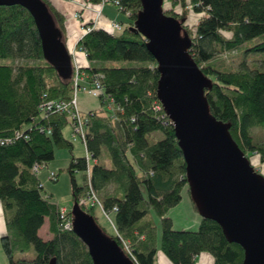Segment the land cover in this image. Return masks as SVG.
Listing matches in <instances>:
<instances>
[{
    "label": "trees",
    "instance_id": "trees-1",
    "mask_svg": "<svg viewBox=\"0 0 264 264\" xmlns=\"http://www.w3.org/2000/svg\"><path fill=\"white\" fill-rule=\"evenodd\" d=\"M44 1L67 45L65 16ZM114 2H119L118 12L126 17L119 21L123 30L112 33L93 28L78 42L90 64L84 69L89 75H105V95L99 99L103 109L83 115L88 120L86 150L94 165L87 158L72 157L73 201L87 199L90 180L105 210L117 208L115 227L129 242L132 256L117 236L105 234L135 264H160V253L169 264H196L204 253L213 258V264H243L244 249L230 243L217 222L202 218L197 231H178L166 217L188 187L186 163L165 111L154 109L160 73L145 37L133 30L141 0H110ZM170 4L166 14L182 22L192 40L190 54L210 81L205 96L212 116L230 126L231 137L249 160L257 156L263 165L264 137L253 130H264V61L261 68L243 64L241 70L231 71L220 69L218 59L222 53L238 51L264 37V0H171ZM181 6L194 16L178 12ZM88 27H94L93 22L84 26ZM243 53L264 57V40ZM0 62V141L5 142L0 144V202L6 225L3 252L9 264H49L53 259L57 264H93L86 244L66 228L73 222L71 211L66 221L61 219L58 205L43 192L33 172L36 164L48 166L57 149L73 150V143L63 134L68 115L43 107L70 101L73 81L62 79L45 61L34 19L21 6L0 7ZM113 62L133 64L107 66ZM106 99L121 106L117 119L106 108ZM157 132L163 138L153 142ZM77 173L83 174L81 183ZM81 208L94 217L96 208L86 204ZM153 215L161 219L160 240ZM46 220L49 240L39 235Z\"/></svg>",
    "mask_w": 264,
    "mask_h": 264
},
{
    "label": "water",
    "instance_id": "water-1",
    "mask_svg": "<svg viewBox=\"0 0 264 264\" xmlns=\"http://www.w3.org/2000/svg\"><path fill=\"white\" fill-rule=\"evenodd\" d=\"M141 4L133 30L145 37L157 62V98L174 127L191 199L202 218L217 222L227 240L244 249L243 264H264V174L233 140L230 126L212 116L205 96L210 81L190 54L192 40L182 22L166 14L165 0ZM11 6L31 14L45 61L62 79H72V56L46 2L0 0V7ZM71 215L93 264H135L78 202Z\"/></svg>",
    "mask_w": 264,
    "mask_h": 264
},
{
    "label": "rangeland",
    "instance_id": "rangeland-1",
    "mask_svg": "<svg viewBox=\"0 0 264 264\" xmlns=\"http://www.w3.org/2000/svg\"><path fill=\"white\" fill-rule=\"evenodd\" d=\"M63 2H64L63 14L65 16L66 27L70 29L73 28L75 30V36L73 37V40L69 41L67 38V47L70 51H72L73 47L77 44V42L81 39V37L84 34V32L80 28V25L88 23L87 20L89 19V15L85 14L83 20L82 19L77 20L74 18L75 13L77 12V7L73 3V1L64 0ZM168 3L169 1L165 0V6H167ZM106 7L107 8L105 12L103 11V14L105 16L103 20L104 22L102 21L103 24L107 25L110 19L120 21L121 19L126 18L122 13L118 12V8L114 4L112 3L106 4ZM184 11H187V16H194L193 12H191L189 8L187 10L182 6L178 8V12L183 13ZM263 40L264 37H261L259 39L248 42L238 51L232 53L229 52L222 53L218 59V65L220 69L238 71L243 68V64H245L246 67H249L251 69L261 68L264 61V57L262 56V54L248 53L245 55L243 53V50L252 47L256 43L261 42ZM76 57L78 63L86 67L88 61L84 52L79 50L76 54ZM132 64L133 63L131 62H113V63H108L107 66L123 67V66H130ZM78 105H79V110L84 116H87V114L90 111H95V110L97 111L103 109V105L98 98L92 97L83 92L79 93ZM73 132L74 129L72 125L68 123V125L63 130V134L66 139L70 140L73 143V150L70 151V149H66V148L57 149L55 153V158L51 162H49L48 167L41 170L38 175L39 180L44 186L43 192L45 194H48L49 196L50 195L52 196L51 200L53 203H56L60 207H65L69 211H71L74 206V201L72 196L71 175L69 173V166L71 163V159L72 157L88 158V153L81 137L78 136L77 138H74ZM253 132L264 137V130L262 131L255 129L253 130ZM162 138L163 135L160 132H157L155 133V136H153L152 141L155 142L161 140ZM258 160L259 158H257V156H253L251 158V161H253L254 165L257 164ZM105 162L107 167L112 166L111 162L108 159H105ZM90 164L91 166L94 165V161L91 157H90ZM263 165L260 164V166H256V168H262L261 166ZM51 173H55L56 175H58L56 180L51 178ZM263 173H264V168H263ZM76 176L78 181L81 183L83 174L77 173ZM152 217L157 225L158 238L160 240L162 235L161 219L155 215H153ZM166 217L172 220L173 229L175 230L197 231L199 229L202 217L197 211L191 199V195L189 193L188 187L184 188L182 192L181 202L174 208L170 209ZM94 218L96 224L104 233L108 235H112L114 233L113 225L105 217V215L101 212L99 208H96L94 210ZM111 218L113 219L114 216L111 215ZM48 230H49V221L46 220V224L42 228V235L44 237L45 236H47V238L50 237L49 234L47 235ZM1 238L2 237H0V264H9V261L6 255L4 254L1 246ZM33 254L34 253L32 252L31 255ZM166 260H167L166 257H164L161 253L158 255V261L160 264L166 263ZM213 262H214L213 258L209 254L204 253L198 257L196 264H213Z\"/></svg>",
    "mask_w": 264,
    "mask_h": 264
},
{
    "label": "built area",
    "instance_id": "built-area-1",
    "mask_svg": "<svg viewBox=\"0 0 264 264\" xmlns=\"http://www.w3.org/2000/svg\"><path fill=\"white\" fill-rule=\"evenodd\" d=\"M168 1H169V3L166 6L167 8H169L171 5L170 4L171 0H168ZM109 3H110V0H101V3L99 5H92L88 1H83V8L93 13V16H94L93 25H94V27L83 28L84 34L81 37V39L87 33H89L93 28H99L100 27V28L106 29L112 33H119L123 30V25L117 20H111L110 19L108 21L107 25H105V26L101 25L103 19L105 18L104 14H103V9L106 6V4H109ZM113 4L117 8H120L119 2H114ZM127 14L130 15L129 13H127ZM76 18H79V16L76 15ZM79 50L80 49H78V44H76L73 47L72 51L69 50V52L72 56V59H73V66H74V71H73V76H72V81H73V97H72V99L70 101H60V102L47 103L43 107L46 108L47 110H50V111L55 110L56 112L66 113L68 115L69 123L72 125V127L74 129L73 137L77 138L78 136H80L83 143L85 144V147H86V138H87L86 125L88 123V120H86L84 118L83 114L79 110V105H78L79 93L83 92V93L90 95L92 97L101 99L105 95V89H104V84H103L105 75L103 73H100V72L89 75V73L86 71V69H84V68L90 67L89 62L87 63L86 67H84L83 65L79 64L77 61L76 54ZM80 51L84 52V54L86 56L85 51H83V50H80ZM106 98H108V97H106ZM106 101H107L106 108L108 109L110 114L115 119H117L118 113L122 112L121 106H116L114 101L111 99H106ZM154 109L157 111L164 110L163 106L159 100L154 105ZM165 115L167 116L166 112H165ZM170 122H171V120H170ZM171 124H172V122H171ZM17 136H18L17 138H19L21 136V134H19ZM9 142L10 141H8V143ZM4 143L5 142L0 141V144L3 145ZM87 161L90 162V155L89 154H88ZM46 167H48V166L36 164L33 167V172L36 175H39V172L41 170L45 169ZM88 176L90 179V169L88 170ZM51 178L56 180L57 175L55 173H51ZM89 185H90L89 195H88L86 200L81 201L79 203L80 206L86 204V205H90L94 208H99L101 210V212L105 215V217L113 225V229H114L113 234L120 239V241L123 244L125 251L129 255L132 256V252L130 249L129 242L123 240L120 237V235H119V233L115 227L114 218L113 219L111 218V215L114 216V213L117 211V208H114L112 211L105 210V208L102 205L100 199L98 198L96 192L92 188L90 180H89ZM58 208H59V214H60L61 219L66 221V215H67L69 210L65 207H60V206H58ZM72 224H73V222L68 223L66 225V228L72 229Z\"/></svg>",
    "mask_w": 264,
    "mask_h": 264
},
{
    "label": "crops",
    "instance_id": "crops-1",
    "mask_svg": "<svg viewBox=\"0 0 264 264\" xmlns=\"http://www.w3.org/2000/svg\"><path fill=\"white\" fill-rule=\"evenodd\" d=\"M48 1H50L51 3H52V5L61 13V14H63V11H64V0H48ZM83 1H86V0H73V3L76 5V7H77V12L75 13V16H74V18L75 19H77V20H79V19H84V17H85V14H88L89 15V19L87 20V22L88 23H91V22H93V19H92V17L94 18V16H93V13L92 12H90V11H88V10H86V9H84L83 8ZM106 6L104 7V9H103V11L105 12V10H106ZM64 15V14H63ZM76 15H78L79 16V18H76ZM90 16H91V19H90ZM104 20V19H103ZM104 22V21H103ZM87 24V23H86ZM86 24H81L80 25V28H81V30L83 31V28H84V26L86 25ZM101 25H103V26H105V24H101ZM100 28V27H99ZM66 29H67V38H68V40L70 41V40H73V37L75 36V30L73 29V28H67L66 27ZM80 41V40H79ZM78 41V42H79ZM78 42H77V44H78ZM76 44V43H75ZM252 162V164H253V161H251ZM253 166H260V160H258V162H257V164L256 165H254L253 164ZM262 168H258L259 170H260V172L262 173V174H264L263 173V168H264V165L263 166H261ZM43 228V227H42ZM5 234H6V225H5V219H4V212H3V207H2V205H1V202H0V237H3V236H5ZM50 235V237H52L51 236V234L49 233V230H48V232H47V235ZM39 235H40V237H42L44 240H49V239H51L50 237L49 238H47V236H43L42 235V229L39 231ZM164 264H169L167 261H166V263H164Z\"/></svg>",
    "mask_w": 264,
    "mask_h": 264
}]
</instances>
